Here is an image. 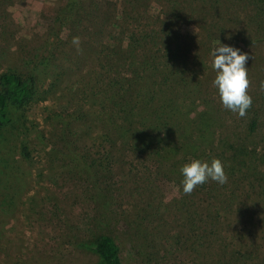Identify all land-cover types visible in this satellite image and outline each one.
<instances>
[{
    "label": "rangeland",
    "instance_id": "1",
    "mask_svg": "<svg viewBox=\"0 0 264 264\" xmlns=\"http://www.w3.org/2000/svg\"><path fill=\"white\" fill-rule=\"evenodd\" d=\"M145 1L144 8L154 12L168 5V0ZM253 1L219 0L211 15L200 17L199 10H194L202 6L197 0L191 3L193 11L183 12L179 20L177 30L189 55L200 54L192 71L206 77L205 94L217 119L216 140L224 133L245 134L247 121L223 108L213 86L216 72L211 53L218 40L250 57L246 65L249 94L260 112L259 130L264 137V91L260 90L264 12L255 16L258 7ZM65 2L0 0V73L15 67L33 68L38 61L34 56H44L49 65L40 84L45 87L62 65H69L70 60L76 65L88 37L81 28L84 22L68 37L55 20ZM86 2L111 3L118 10L121 4V0ZM263 4L258 5L262 10ZM76 36L81 39V52L72 44ZM86 65L79 63L76 69ZM55 87L54 95L27 106L23 135L12 144L11 173L16 179L11 188L0 191L6 201L0 208V264H96V255L85 246L102 234L113 239L121 264H264V209L247 192V184L233 186L228 178L224 185L209 181L213 189L207 192L200 186L191 195L180 194L178 184L165 174L167 168L160 170L150 160L130 154L115 160L102 153L99 141L92 143L82 131L61 136V125L52 116L60 113L67 90L76 87L75 76ZM201 101L194 100V105ZM258 141L256 136L257 145ZM20 142L27 145L29 162L18 154ZM217 147L214 143L216 153ZM72 151L78 157L84 155L83 162L93 168L85 169L81 159L78 163L70 160Z\"/></svg>",
    "mask_w": 264,
    "mask_h": 264
},
{
    "label": "trees",
    "instance_id": "2",
    "mask_svg": "<svg viewBox=\"0 0 264 264\" xmlns=\"http://www.w3.org/2000/svg\"><path fill=\"white\" fill-rule=\"evenodd\" d=\"M198 1L202 6L194 10L204 17L213 13L219 0ZM195 2L168 0L166 8L154 12L144 8L145 0H121L119 10L111 3L66 0L55 20L64 26L68 37L84 22L81 28L88 37L80 60L75 56L76 65L71 60L62 65L45 87L40 84L49 65L44 56H34L38 61L33 68L15 67L0 73V191L11 188L16 179L11 173L12 144L23 135L27 106L54 95L56 83L75 76L76 87L67 90L60 113L52 116L61 125V136L82 131L92 143L99 141L102 153L115 160L130 154L150 160L160 170L167 168L165 174L178 184L180 194L183 165L195 159L205 158L209 164L219 159L231 184H247V192L264 209V146L258 150L259 144L264 145L260 112L252 105L244 123L245 134L220 131L224 135L214 138L217 119L207 91L205 94L206 77L192 71L200 54L189 55L177 30L183 12L190 14ZM253 2L258 7L255 16L263 14L258 5L264 0ZM187 3L189 8L184 7ZM79 63L81 67L86 63L87 68L76 69ZM194 100L202 101L194 105ZM93 128H98L97 132ZM256 136L260 137L258 145ZM18 146L20 158L29 162L27 145L20 142ZM69 159L77 163L81 159L85 169L91 167L83 162L84 155L78 157L74 151ZM101 164L97 161L98 167ZM202 187L205 192L213 189L207 183ZM229 194L232 199L235 190ZM5 202L0 197V208ZM85 248L96 255V264H121L117 246L107 235L97 236Z\"/></svg>",
    "mask_w": 264,
    "mask_h": 264
},
{
    "label": "clouds",
    "instance_id": "3",
    "mask_svg": "<svg viewBox=\"0 0 264 264\" xmlns=\"http://www.w3.org/2000/svg\"><path fill=\"white\" fill-rule=\"evenodd\" d=\"M72 44L77 51L81 50L80 37H73ZM217 45L211 53L212 67L216 72L213 86L218 89L223 108L238 115L239 118H244L253 104V98L249 94L251 89L249 69L246 66L250 57L247 53H241L239 49L222 45L219 40ZM260 90L264 91V81L260 84ZM180 171L183 176L182 185L185 195H191L197 187L209 181L220 185L228 182L224 164L215 158L210 164L199 159L192 160L183 165Z\"/></svg>",
    "mask_w": 264,
    "mask_h": 264
}]
</instances>
